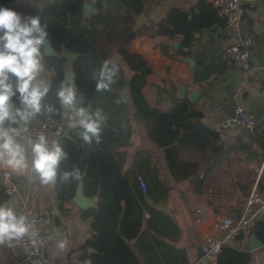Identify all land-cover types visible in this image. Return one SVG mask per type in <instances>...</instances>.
<instances>
[{"label":"crops","instance_id":"obj_1","mask_svg":"<svg viewBox=\"0 0 264 264\" xmlns=\"http://www.w3.org/2000/svg\"><path fill=\"white\" fill-rule=\"evenodd\" d=\"M53 1L37 0V3L44 7ZM87 2L90 7L84 6V17L88 21L94 16L96 35L120 33V22L127 10L121 0H100L101 7L95 6L98 0ZM144 6L136 18L138 31L130 41L129 50L141 54L151 66L143 89L149 103L167 110L174 100L187 101L200 113L194 120L218 131L219 138L204 149L198 143L184 149L185 156L198 161L199 168L190 177L174 179L164 149L149 137L127 91V106L113 105L107 117L124 119L125 114H130L133 132L131 136L123 135L110 149L117 152L116 159L122 164L138 200L136 207L142 213L140 232L128 240L141 264H192L200 257V245L213 218L219 214L240 216L251 190L256 186L264 192V0L244 1L246 13L239 31L226 22L212 0H145ZM175 13H183L187 20L196 22L186 29V37L181 33L171 38L160 36L169 46L164 52L161 38L152 36L145 26L156 28ZM215 14L221 20L211 25L196 24ZM239 32L254 36L253 68L248 76L236 72L224 55ZM183 40L187 42L186 55L180 51ZM98 45L108 47L107 61L121 60L114 47V36L109 40L99 37ZM43 64L38 79L50 86L56 70L48 67L44 59ZM67 68L68 74L69 62ZM239 104L255 115L254 129L226 124ZM65 113L62 107L64 136H67L72 127ZM37 120L36 115L31 122ZM16 174L30 206L52 217V223L44 229L47 264H92L91 254L96 249L85 242L95 233L90 227L93 217H86L84 212L98 209V196L84 195L90 199L87 207L79 206L73 198L61 206L55 182L43 184L31 172ZM139 175L147 182L146 191L138 181ZM79 188L81 183L76 191ZM2 202L14 207L18 214L17 197H7ZM199 209L204 210L203 214L197 213ZM257 221L252 222L243 236L225 244L249 252L250 264H264V239L256 232ZM254 237L261 245L253 247ZM61 241L67 242L64 249L58 247ZM18 253L19 247L12 238L0 241V264H14Z\"/></svg>","mask_w":264,"mask_h":264},{"label":"trees","instance_id":"obj_2","mask_svg":"<svg viewBox=\"0 0 264 264\" xmlns=\"http://www.w3.org/2000/svg\"><path fill=\"white\" fill-rule=\"evenodd\" d=\"M127 8L124 18L120 22V33L95 34L94 16L86 21L84 4L87 0H55L41 7L37 0H0V4L15 7L28 15H40L41 24L48 33L53 48L60 53L44 55L43 59L50 68H55L56 75L52 79L47 95L43 98L45 106L37 114L42 119L48 113L62 116V106L57 92L67 78V62L73 73V82L77 88L78 106H84L95 113L100 110L105 119L101 123L100 139L92 138L91 143L85 142L81 132L82 126L72 127L67 136H62L58 143L67 153L61 160L55 188L61 206L72 199L82 180L83 192L88 197L98 196V209L85 211L86 217H93L90 227L95 233L85 244L95 247L91 254L92 264H141L128 240L136 237L142 226V213L136 207L138 200L132 186L122 170V164L117 161V152L111 150L118 144L123 135L131 136L133 127L131 115L125 114L124 119L107 117L113 105L127 106V91L135 105L138 118L145 122L149 137L164 149V156L174 179L179 180L193 175L199 168L198 161L185 156L184 149L198 143L204 149L219 138V132L202 126L200 121L194 120L200 113L187 101H173L167 110L152 106L145 93L151 66L147 60L137 52L129 50L131 39L136 35V18L144 10L145 0H121ZM207 7H212L205 3ZM96 7H101L98 0ZM215 13V12H214ZM219 21L216 14L209 20L197 21V25H211ZM196 21L187 20L183 13L171 14L157 27L146 25L152 36L173 37L181 33L186 37V29ZM114 36V47L121 54L120 61H109V68H118L113 77L114 82L109 89L97 91L96 83L103 63L107 61L105 52L107 46H99L98 38L109 40ZM161 38V37H160ZM180 51L186 55L188 51L186 40L182 41ZM164 52L168 45L160 39ZM69 53H76L70 57ZM13 101L20 107L19 94ZM51 107L52 111H48ZM65 172L71 173L64 179ZM7 196L0 194V205ZM244 207V206H243ZM243 210V208H242ZM242 213V211H241ZM240 213V214H241ZM256 232L264 239V218L256 222ZM250 253L230 246H224L217 264H250Z\"/></svg>","mask_w":264,"mask_h":264},{"label":"clouds","instance_id":"obj_3","mask_svg":"<svg viewBox=\"0 0 264 264\" xmlns=\"http://www.w3.org/2000/svg\"><path fill=\"white\" fill-rule=\"evenodd\" d=\"M47 35L40 15L0 4V166L20 174L35 173L43 184L55 182L60 162L67 156L58 143L50 145L43 133L35 139L25 135L32 119L45 107L42 100L49 91V85L38 79L44 70ZM108 64L105 61L99 71L97 91L109 89L119 71ZM17 93L20 107L12 99ZM57 97L66 110L69 127L82 126L85 142L91 143L93 137L99 141L105 117L100 110L93 113L78 106L75 83H62ZM69 175L65 172L64 179ZM30 228L26 216L18 215L14 207L0 205V241L23 237ZM66 244L61 241L58 247L64 249Z\"/></svg>","mask_w":264,"mask_h":264},{"label":"built area","instance_id":"obj_4","mask_svg":"<svg viewBox=\"0 0 264 264\" xmlns=\"http://www.w3.org/2000/svg\"><path fill=\"white\" fill-rule=\"evenodd\" d=\"M245 0H212V4L226 19V22L239 31V26L245 16ZM254 36L249 33L239 32L237 40L225 50V57L232 64L233 69L248 76L253 68L252 50ZM228 124L234 127L254 129L256 127L255 115L243 105L236 106L227 119ZM7 126V125H6ZM13 127H16L13 125ZM64 122L61 116L48 113L42 119L31 122L28 133L25 135L35 139L43 133L47 136L49 144L55 143L64 136ZM30 155V153H29ZM138 181L143 190H147V182L141 175ZM0 194L7 197H17L19 201L18 215L27 217L31 224L29 233L23 237H12L14 244L19 247V253L14 264H47L46 239L44 229L52 223L51 215L40 211L29 204L28 197L22 192L21 183L16 172L7 166H0ZM199 209L197 213L203 214ZM264 218V192L256 186L246 198L242 213L238 217L219 214L213 218L210 230L205 234L200 245V257L192 264H217L223 248L228 240L243 236L250 228L253 221ZM200 217L197 222L200 221Z\"/></svg>","mask_w":264,"mask_h":264},{"label":"water","instance_id":"obj_5","mask_svg":"<svg viewBox=\"0 0 264 264\" xmlns=\"http://www.w3.org/2000/svg\"><path fill=\"white\" fill-rule=\"evenodd\" d=\"M84 6H86V8H89L90 7V3L86 2L84 4ZM47 42H48V46H47V50H46L45 54L46 55H56V56H58L59 53L53 48V46H52V44H51L49 39H47ZM69 56L70 57H76L77 54L76 53H69ZM72 80H73V73H72V70L70 68V70H69V72L67 74L66 82L67 83H73ZM226 124H228V122H226ZM79 183L82 184V180L81 179H80ZM84 195L85 194L83 192V186H82V188H79L78 191H76V194L73 197L74 202L76 204H78L79 206H81V207H87L90 204V199L89 198H85ZM259 245H261V242L258 239L255 238V243H254L253 247H256V246H259ZM87 264H88V262H87Z\"/></svg>","mask_w":264,"mask_h":264}]
</instances>
